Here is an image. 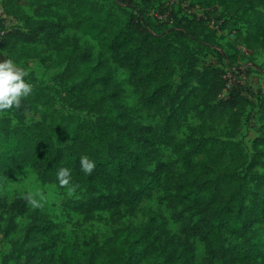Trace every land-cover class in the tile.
Wrapping results in <instances>:
<instances>
[{
	"label": "trees",
	"instance_id": "trees-1",
	"mask_svg": "<svg viewBox=\"0 0 264 264\" xmlns=\"http://www.w3.org/2000/svg\"><path fill=\"white\" fill-rule=\"evenodd\" d=\"M118 4L130 7L131 2L119 0ZM221 5L226 14L222 15L230 18ZM94 6L90 0H0L2 13L24 27V30L12 28L0 36V56L15 63L37 57L44 61L36 47L42 41L46 49L57 53L51 66L59 62L65 64L62 78L79 81L78 99L89 104L96 115L92 124L80 122L75 116H63L48 94L32 90L28 96L21 97L18 107L13 105L0 110L19 113L34 106L43 109L42 121L28 125L8 127L0 118V174L19 176L26 168H31L40 183L63 188L57 173L67 168L70 186L116 184L119 189L112 195L97 196L90 202L67 200L64 204L68 210L82 215L85 221L106 213L112 224L134 215L139 202L155 190L161 188L168 193L174 189V198L169 197L167 204L179 223V233L169 236L166 219L150 211L145 215L150 216L149 223L154 230L118 227L102 243L92 239L61 247L56 225L38 210L29 212L27 199L15 198L9 204L0 200L1 209L14 216L29 217L24 240L27 252L23 257L13 253L3 256L2 264L11 260L17 264H183L182 258L193 260L195 240L202 243L204 261L208 264H260L264 235L248 228L264 226V193L261 198L254 196L243 207L249 195L243 175L248 156L242 143L233 139L239 126L238 116L246 104L241 88L231 84L226 89L228 80L222 69L192 66L185 73L184 81L195 80L198 84L206 83V87L190 90L171 113L162 105L163 101L173 105L180 96V91L171 89V79L180 58L175 43L183 44L187 54L193 52L187 48L185 40H191L205 51L221 52L208 20L202 16L197 18L195 14L184 15L176 19L173 26L151 32L156 44L165 47V54H161L158 49L139 43L137 28H147L150 24L138 8L130 28L126 29L119 26V19L108 8ZM24 7H33L34 17L49 18L34 22ZM250 20L247 28L235 30L236 43L246 50L264 48V42L260 41L264 37V12L254 11ZM66 29L90 35L112 63L126 68L130 85L141 90L144 105L159 113L160 123L137 127L123 115L119 116L116 110L122 108L121 104L114 100L111 106L105 91L111 87L117 95L121 90L117 85L111 86L103 64L85 68L84 56L75 50L65 51L57 38ZM97 85L101 89H97ZM204 94L202 104L207 113L191 104L202 121H209L199 129L212 127L221 119L213 115L227 111L231 138L179 140L175 135L181 122L179 115L185 111L191 97ZM66 136L69 144L57 148L55 141ZM160 147L168 148L175 155L181 167L179 175L170 163L158 162L150 169ZM84 156L95 162L90 174L81 168ZM175 200L188 213L199 214L201 222L193 223L190 217L177 212ZM176 250H180V255L172 258L170 254Z\"/></svg>",
	"mask_w": 264,
	"mask_h": 264
},
{
	"label": "rangeland",
	"instance_id": "rangeland-1",
	"mask_svg": "<svg viewBox=\"0 0 264 264\" xmlns=\"http://www.w3.org/2000/svg\"><path fill=\"white\" fill-rule=\"evenodd\" d=\"M90 1L96 8L100 6L108 8L119 19V26L126 29L130 28L138 8L150 24V27L147 28H137L136 35L139 43L142 46L154 47L161 54H165V47L156 44L151 32L155 33V31L173 26L176 19L184 15L192 16L195 14L197 18L202 16L208 20L209 26L211 21H221L220 28L214 31L221 52L211 53L200 49L191 40H185L183 42L187 48L194 53L187 54L184 52L183 44L175 43L180 58L176 64L175 74L171 79V89L173 92L180 91V96L173 105H168L165 101L162 105L168 113H171L190 90L206 87V83L198 84L195 80L184 81V75L189 67L203 69L212 66L222 69L228 80L226 89L230 88L231 84H236L241 88L242 94L246 98L244 111L238 116L239 126L233 137L234 140L242 143L248 156L243 175L247 180L249 195L245 198L243 207H246L254 196L261 198L264 193V48L245 50L236 43L235 30L247 28L251 23L250 16L254 11L264 12V0H129L131 2L130 7L119 6V0ZM221 4L225 6L230 18L225 16L224 11L222 12L224 7ZM23 10L32 17L34 22L49 18L34 17L32 14L33 7H24ZM157 12L166 14V20L158 21L155 18ZM13 28L24 30L23 24L20 22H16ZM57 41L64 46L65 51L75 50L80 56H84L85 68H95L98 63L103 64L111 80V86L117 85L121 90L117 95H114L111 87L105 91L107 101L111 106L114 105V100L121 104L122 108L116 110L119 116L123 115L126 121L137 127L154 126L160 123L159 113L144 105L141 90L130 85L128 70L112 63L96 39L80 31L66 29L58 36ZM260 41L264 42V37ZM36 47L45 58L44 61L37 57L16 63L18 67L27 72L24 80L32 85V90L35 92L48 94L55 109L61 115L75 116L80 122L92 124L96 115L89 104L79 101V81H65L62 78L65 64L59 62L51 66V63L57 58V53L46 49L42 41H39ZM3 60V57L0 56V61ZM100 76L104 78V73H101ZM96 88L101 89L100 85H97ZM205 94L198 98L191 97L185 111L179 115L181 122L175 129V135L179 140L187 141L190 137L197 141H205L211 137L231 138L229 113L227 111L213 115L216 118L219 116L221 119L212 127H207L205 130L199 129V126L203 123L208 124L209 121H202L191 109V104L194 103L198 110L207 113L208 110L202 104ZM223 95L226 96L227 92H224ZM0 118L5 120L8 127L28 125L42 121L43 109L40 106H34L19 113L3 111L0 112ZM67 144H69L67 136L62 140L55 141L57 148H62ZM158 162L170 163L177 175L181 173L180 164L176 162L175 155L168 148L160 147L158 149L150 169ZM133 186L131 185V187ZM69 187H74L75 190L70 192ZM118 189V185L104 182L89 186L69 185L59 188L53 184L40 183L31 168H26L19 176L9 177L0 174V200H5L9 204L15 198L27 199L29 212L38 210L56 225L61 247L92 239L102 243L118 227L154 230V226L149 223L150 216L145 215L150 211L158 212L166 219L169 236L178 235L179 223L172 217L173 210L167 204L169 197L174 198V189L168 193L161 188L155 190L150 197L139 202L134 215H127L116 224L109 221L106 213H100L97 218L85 221L82 215L70 211L64 206L67 200L90 202L97 196L112 195ZM37 193L44 197L41 201V207H33L27 198L32 194L36 199H40V196L35 195ZM175 203L177 212L190 217L193 223L201 222L202 217L199 214L188 213L181 203L177 200ZM28 224V215L14 216L6 209L0 208V264H2L3 256L12 253L22 256L27 252L28 247L24 240ZM248 231L264 235V226L261 229L252 226L248 228ZM179 255L180 250L170 254L172 258H178ZM204 257L202 243L195 240L193 260L189 261L187 258H182V262L183 264H208L204 261ZM258 263L264 264V253L263 257L258 259ZM6 264L17 263L11 260L7 261Z\"/></svg>",
	"mask_w": 264,
	"mask_h": 264
},
{
	"label": "clouds",
	"instance_id": "clouds-1",
	"mask_svg": "<svg viewBox=\"0 0 264 264\" xmlns=\"http://www.w3.org/2000/svg\"><path fill=\"white\" fill-rule=\"evenodd\" d=\"M27 72L18 67L12 59L0 61V110L11 108L13 105L19 106L21 97L28 96L32 91V85L24 80ZM95 167V162L87 156L81 157V168L85 173L90 174ZM57 178L61 186H69L71 181L70 170L61 168L57 173ZM74 187H69V191H74ZM40 199H36L32 194L27 198L33 207H41L43 195L37 193Z\"/></svg>",
	"mask_w": 264,
	"mask_h": 264
},
{
	"label": "built area",
	"instance_id": "built-area-1",
	"mask_svg": "<svg viewBox=\"0 0 264 264\" xmlns=\"http://www.w3.org/2000/svg\"><path fill=\"white\" fill-rule=\"evenodd\" d=\"M155 18L162 22L164 20H166V14H163L161 12H157L155 14ZM0 19H1V24H2V29L0 31V36H2L6 31H9L11 30L15 25H16V21L9 17V16H6L2 13L1 11V8H0ZM221 26V21H211L210 22V27L213 31H217ZM226 78V76H225ZM227 87H228V84H227Z\"/></svg>",
	"mask_w": 264,
	"mask_h": 264
},
{
	"label": "crops",
	"instance_id": "crops-1",
	"mask_svg": "<svg viewBox=\"0 0 264 264\" xmlns=\"http://www.w3.org/2000/svg\"><path fill=\"white\" fill-rule=\"evenodd\" d=\"M243 47V46H242ZM244 48V47H243ZM245 49V48H244ZM246 50V49H245Z\"/></svg>",
	"mask_w": 264,
	"mask_h": 264
}]
</instances>
